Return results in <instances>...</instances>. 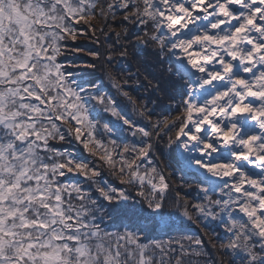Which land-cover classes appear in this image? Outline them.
Returning a JSON list of instances; mask_svg holds the SVG:
<instances>
[{"label": "snow or ice", "instance_id": "6c2138e0", "mask_svg": "<svg viewBox=\"0 0 264 264\" xmlns=\"http://www.w3.org/2000/svg\"><path fill=\"white\" fill-rule=\"evenodd\" d=\"M0 264H264V0H0Z\"/></svg>", "mask_w": 264, "mask_h": 264}, {"label": "trees", "instance_id": "16d2710c", "mask_svg": "<svg viewBox=\"0 0 264 264\" xmlns=\"http://www.w3.org/2000/svg\"><path fill=\"white\" fill-rule=\"evenodd\" d=\"M101 41H103V37H101ZM69 45L70 46H79L80 48H83L85 51L84 52H78L75 55L69 54L68 58L66 60H64L65 64H70L73 62L75 64H84V63L90 62L92 58L87 56L86 52L88 50L95 49L98 47V45L95 44L94 40L88 36H80L75 41H69ZM138 61L141 63H144L146 68H147V72H145L144 74H148L150 72H156L157 71V69L152 66V60H151V57H150L148 51L141 52L139 54V56L137 57V61L125 62V61H121L119 59L115 60L112 64V70L115 73L119 74L121 79H124V78H126L127 75L134 74L137 71ZM102 77H103V72L101 69L98 68L97 71L93 74V76L85 77V78L86 79H95L97 83H100ZM141 80H143V76H141ZM103 90L107 91L113 95L116 94L115 90L109 86L107 80H104V89ZM128 90L131 92V94L134 97H139L141 99H144V98L148 97V95H149L148 91H146L144 88L137 87L136 85H132L131 82H130V87ZM149 106L151 107V105H149ZM121 108L129 118H131L133 120L138 119L134 115V113L132 112L131 105H128L126 102L122 101L121 102ZM101 115L104 116V122H107V120L110 118L107 114L101 113ZM111 119L115 120L114 117H111ZM125 128H126V126L121 127L120 136L126 137L129 141H131L133 139L131 137V133L129 131H125ZM72 150L77 153V156L80 159L89 158L88 153L82 149V146L73 145ZM165 161H166V163L171 165L172 170L175 172V176L173 177V183H180L181 182L180 181L181 176H180V173H178V170L179 169L184 170V165L179 160L178 152H172V153L166 154ZM104 179L110 180L114 184H118L117 181L113 180L112 177H110L108 175L107 171H105V173H104ZM188 181L192 184V189L191 190L186 189V191H190L191 197H196L197 196V191H196V187H195L196 182L194 180H188ZM114 215H116V214H114ZM121 222L123 224H128L127 219H123L121 221V218L118 215L117 219L112 224H109L108 227L110 230H114V228L120 226ZM213 228L215 230V233L218 234L219 239L223 240L224 237L222 236V231L220 230V228L216 225H213ZM159 233H160V229L156 228L155 230H153L151 223H149L148 227L146 228V234L149 237H152V236L159 235ZM211 251H212L211 248H209L210 253H211Z\"/></svg>", "mask_w": 264, "mask_h": 264}, {"label": "rangeland", "instance_id": "374dc122", "mask_svg": "<svg viewBox=\"0 0 264 264\" xmlns=\"http://www.w3.org/2000/svg\"><path fill=\"white\" fill-rule=\"evenodd\" d=\"M178 156H179V160H180L181 163H183V165H184L183 159H182V157L180 156L179 152H178ZM178 173H180V176H184L185 179H187V180H194V181L196 182V180H195V178H194V173H193V171L188 170L186 167H184V170L179 169V170H178ZM219 228H220V227H219ZM220 230H221V228H220ZM221 231H222V230H221ZM222 236L224 237V239H226L225 233H224L223 231H222Z\"/></svg>", "mask_w": 264, "mask_h": 264}, {"label": "bare ground", "instance_id": "6f19581e", "mask_svg": "<svg viewBox=\"0 0 264 264\" xmlns=\"http://www.w3.org/2000/svg\"><path fill=\"white\" fill-rule=\"evenodd\" d=\"M188 169V168H187ZM189 170V169H188Z\"/></svg>", "mask_w": 264, "mask_h": 264}]
</instances>
